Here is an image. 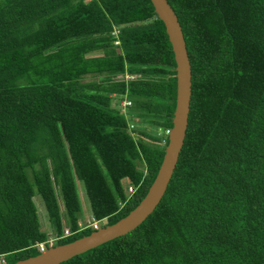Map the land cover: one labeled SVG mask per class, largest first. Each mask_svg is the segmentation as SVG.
I'll use <instances>...</instances> for the list:
<instances>
[{"label":"trees","instance_id":"1","mask_svg":"<svg viewBox=\"0 0 264 264\" xmlns=\"http://www.w3.org/2000/svg\"><path fill=\"white\" fill-rule=\"evenodd\" d=\"M167 2L190 65L169 181L131 230L56 264H264V0ZM174 66L150 0H0L5 264L47 235L37 195L50 232L71 230L52 245L93 230L77 229L83 197L100 226L142 198L171 126Z\"/></svg>","mask_w":264,"mask_h":264},{"label":"water","instance_id":"2","mask_svg":"<svg viewBox=\"0 0 264 264\" xmlns=\"http://www.w3.org/2000/svg\"><path fill=\"white\" fill-rule=\"evenodd\" d=\"M156 15L162 20L175 61V99L171 126L167 132L162 158L145 194L125 215L101 225L88 234L70 241L47 246L34 255L17 259L10 264H56L72 255L121 235L136 226L160 200L175 166L187 123L190 97V65L184 37L176 14L167 0H150Z\"/></svg>","mask_w":264,"mask_h":264},{"label":"built area","instance_id":"3","mask_svg":"<svg viewBox=\"0 0 264 264\" xmlns=\"http://www.w3.org/2000/svg\"><path fill=\"white\" fill-rule=\"evenodd\" d=\"M128 101L125 99L120 100L121 105L127 104ZM169 129H165V132L167 133ZM133 190L131 185H127V192L131 193ZM77 229L84 228L86 226L91 227L92 229H96L100 226V221L98 219H95L91 214L86 213L83 211L82 216H80L76 221ZM71 233V230L68 226L63 225L62 232L59 235L53 234L51 232H47V235L44 239L35 241L33 245L35 248L39 251L45 249L47 246H51L54 242V240L60 236H65ZM6 263V257L4 252H0V264Z\"/></svg>","mask_w":264,"mask_h":264},{"label":"rangeland","instance_id":"4","mask_svg":"<svg viewBox=\"0 0 264 264\" xmlns=\"http://www.w3.org/2000/svg\"><path fill=\"white\" fill-rule=\"evenodd\" d=\"M94 78H96V77L95 76H85L81 80L87 81V80L94 79ZM114 104L116 105L117 103H115V100L113 99L112 100V106H114ZM126 110H127L126 108L120 109V111H122V112H124ZM132 124L137 126V128H148V129L150 128L151 130H155V126H149L144 121L142 122V121H138V120H132ZM156 131L159 132L160 130L156 128ZM37 196H35V201H36L37 206H38V213H39V217H40L41 227L43 229H46L49 232L51 230L47 228V224H48L47 218L45 216L43 206H42L41 202L39 201V196L38 197ZM82 207H83L84 211L88 212V209H89L88 203L84 197H83V201H82ZM99 221L102 222V220H99Z\"/></svg>","mask_w":264,"mask_h":264},{"label":"clouds","instance_id":"5","mask_svg":"<svg viewBox=\"0 0 264 264\" xmlns=\"http://www.w3.org/2000/svg\"><path fill=\"white\" fill-rule=\"evenodd\" d=\"M50 232V231H49Z\"/></svg>","mask_w":264,"mask_h":264}]
</instances>
